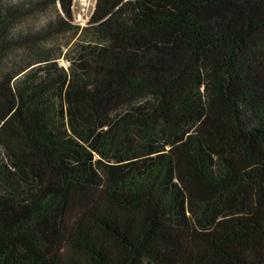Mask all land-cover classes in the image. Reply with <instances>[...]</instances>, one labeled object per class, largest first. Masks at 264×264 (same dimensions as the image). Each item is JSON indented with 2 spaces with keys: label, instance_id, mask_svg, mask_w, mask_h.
<instances>
[{
  "label": "trees",
  "instance_id": "16d2710c",
  "mask_svg": "<svg viewBox=\"0 0 264 264\" xmlns=\"http://www.w3.org/2000/svg\"><path fill=\"white\" fill-rule=\"evenodd\" d=\"M71 4L0 0V264H264V0Z\"/></svg>",
  "mask_w": 264,
  "mask_h": 264
},
{
  "label": "built area",
  "instance_id": "2783aa9c",
  "mask_svg": "<svg viewBox=\"0 0 264 264\" xmlns=\"http://www.w3.org/2000/svg\"><path fill=\"white\" fill-rule=\"evenodd\" d=\"M95 3L96 0H72V23L80 28L87 25Z\"/></svg>",
  "mask_w": 264,
  "mask_h": 264
},
{
  "label": "rangeland",
  "instance_id": "374dc122",
  "mask_svg": "<svg viewBox=\"0 0 264 264\" xmlns=\"http://www.w3.org/2000/svg\"><path fill=\"white\" fill-rule=\"evenodd\" d=\"M59 63L62 65H66V63L63 60L59 61Z\"/></svg>",
  "mask_w": 264,
  "mask_h": 264
}]
</instances>
